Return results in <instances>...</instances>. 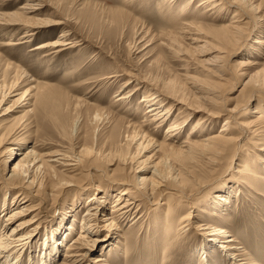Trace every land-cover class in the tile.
Returning a JSON list of instances; mask_svg holds the SVG:
<instances>
[{
  "label": "rangeland",
  "instance_id": "1",
  "mask_svg": "<svg viewBox=\"0 0 264 264\" xmlns=\"http://www.w3.org/2000/svg\"><path fill=\"white\" fill-rule=\"evenodd\" d=\"M176 1L171 5V12L164 13L162 11L167 9L171 0H149L147 5L135 9H127L125 0H0V14L21 11V7L35 4L36 11L21 14L18 23L27 19L28 23L38 25L31 42L2 47L1 44L6 42L19 43L26 37V31L32 29L24 30L18 23H0V83L8 86L0 100V116L8 112V116L0 118V138L3 136L7 143H23L20 150L15 149L20 154L32 151L42 158L65 155L73 160L83 153L92 156L94 162L79 170L76 168L77 171L74 166L56 165L53 170L58 171V175L54 179L53 170L49 169V174L36 170L38 166L30 168V176L26 173L11 177L14 165L7 162L8 149L15 145L1 147L0 242L5 231L10 234V229L16 226V222L5 223L7 216L16 208H24L25 221L29 222L25 233L32 232L26 244L31 250L27 249L23 254L25 264H30L31 260L40 264L46 235H51L50 244L53 239H60L58 234L62 233L63 230L59 231L62 226L66 227L65 230L71 227L69 237L57 255L51 256L54 260L49 258L48 261L49 264H58L64 260L68 245L81 235V221L86 219L88 210L99 207L97 201L110 193L111 200L107 199V203L101 205L103 209L99 208L98 220L93 222V228L100 226L96 229L99 231L106 224V215L112 212L111 203L121 195L123 169L130 177V184L137 189L143 188L142 178L150 180L160 176L169 180L165 182L167 186L150 199L142 193L143 189H131L148 214L136 225L131 221L119 224L125 240L121 249H115L117 254L111 264H200L201 249L209 240L206 236L210 232L208 227L213 226L229 227L228 231L236 235L254 264H264V187L257 190L259 194L246 192L238 187V177L233 175L240 163L238 154L252 170L250 173H254L262 163L255 158L260 154L259 148L254 145L252 137L247 136L239 142L242 149H238L237 155L233 156L239 148L237 146L232 147L229 155H222L215 172L206 158L215 155L216 150H208L199 143L221 134L224 120L230 113L227 111L236 105L248 106L241 111L246 114L264 104V94L255 92L248 84L250 78L260 80L264 77V44L255 42L264 39V0H238L248 15H240L243 17L238 19L239 23H247L245 37L242 40V36L239 37L237 41L240 43L226 49L224 58L219 61L220 69L205 63L208 55H201L199 51L203 43L193 44L190 40L197 35L199 42L208 43L205 48L211 52L209 57L218 56L227 43L217 31L224 25H237L233 14L238 8H223L221 16L224 18L210 21L213 11L207 15L208 9L201 5L202 0ZM53 20L65 24H42ZM188 27L197 31L188 32ZM63 31L72 34L69 38L72 44L64 52L34 49L56 41ZM4 60L18 69L6 68ZM242 60L252 62V65L242 66ZM20 68L25 75H19ZM136 76L140 81H134ZM154 81L164 94L174 90L179 96L188 93L194 106L186 110L175 102L171 120L151 122V114L146 115V108L151 104L142 101L151 92L149 84H155ZM136 85L138 90L133 95L125 102L118 101ZM27 90L32 95L35 91L41 92L40 97L45 103H37V110L31 111L28 105L23 106L30 102L29 96L23 102L19 101ZM163 101L172 102L168 98ZM200 105L196 110L195 106ZM179 109L185 110L184 116L188 120L174 131L177 136L171 137L173 132L168 131L170 122L182 117ZM214 110L221 111L224 116L206 122L208 114ZM202 118L203 124L195 128ZM167 136L175 141L169 139L170 148L158 151L157 146ZM149 141L151 143L147 146ZM191 142L198 143L191 148L192 153L179 150ZM61 157L52 159H60L63 164ZM262 168L260 175L264 178ZM208 174L211 176L207 185L201 192H193L188 185L193 186V179H204ZM59 179L64 186L68 185L55 191L54 184ZM231 189H234L231 205L221 219L198 209L212 205L216 202L215 196L225 195ZM92 198L96 201L90 203ZM164 203L168 207L161 205ZM166 208L171 209L168 216H165L168 214ZM191 211L193 216L189 217ZM186 216L188 230L185 229L186 234L178 238L175 230ZM73 218L75 223L72 224ZM83 230L85 232L86 228ZM100 232L97 235L89 233V237L96 239L101 236ZM107 232L103 233L106 235ZM105 244L104 241L97 243L82 263L94 264L90 260L102 254ZM215 248L213 251L216 252L209 256V264H232L230 251ZM16 257L17 254L12 255L10 260Z\"/></svg>",
  "mask_w": 264,
  "mask_h": 264
},
{
  "label": "bare ground",
  "instance_id": "2",
  "mask_svg": "<svg viewBox=\"0 0 264 264\" xmlns=\"http://www.w3.org/2000/svg\"><path fill=\"white\" fill-rule=\"evenodd\" d=\"M2 1H5V0H2ZM35 1H37V0H35ZM148 2H149V0H125L127 9L128 8L132 9L133 7L135 9L137 6L140 7L142 4L147 5ZM173 2H174V0H171V4H169L167 9H164L162 12H164V13L171 12V8L173 7V6L171 7V5H173L172 4ZM237 2H239V1L238 0L237 1L236 0H202V3H201V5H204V7H207L205 9V10L208 9L207 13H206L207 15H208V13L211 14V11H213V14H211V16H210L213 18H211L210 21H217L219 19H223L224 17L221 16V14H223L222 13L223 8L226 10H230L233 7L238 8V9H234V14H233L234 15L233 18H237L234 21V22H238L237 25H235V23L233 25H231V24L230 25H224V26H221L220 29L217 31L219 37L222 39H225V41L227 43V45L222 48V52H218V54H219L218 56L216 54L212 58H210L209 53H211V52L207 51V49L205 48V46H207L208 43L207 42H199L200 39H199V37H197V35L194 38V40H190V42L193 44L203 43V46L199 47L200 54L201 55H208L207 59H205V63L212 65L213 67H215V69L222 68V67H219V61H221V59L224 58V56H225L224 53L227 52L226 49L230 48L233 44L240 43L239 41H237V39L239 37L242 36L240 38L241 40L243 37H245L244 36V34H245V28L244 27L246 26L247 23H243V22L239 23L238 19L239 18L241 19V17L248 16V15L246 14L245 9H243L242 6L241 7L239 6L241 3L239 2L240 4H238ZM175 3H174V5H175ZM37 4L39 5V3H37ZM34 5L35 4H31V5L29 4L27 6L21 7V11L9 13V14H0V23L2 22V24L4 23L5 25L6 24L7 25L14 24V23L17 24L21 18L20 17L21 14H24V13L26 14L28 12H35L36 11V8ZM243 7H244V4H243ZM157 9L159 10V8H157ZM168 9H169V11H167ZM255 11H257V10H255ZM214 14H217V15L214 16ZM240 15H243V16H240ZM118 17H120V16H118ZM28 18H31V17H28ZM25 21L26 22L22 21V23L20 21L18 24L23 26L24 30H27L28 28L32 29V30L26 31V37L21 39V41H19V43H15V42L2 43L1 44L2 47H10V46L13 47V46L28 43L30 41L31 37L36 34V31H35L36 27L35 26H38V25L34 26V25H32V23L31 24L28 23L27 19ZM29 21H31V20H29ZM42 24L44 26H48L49 24L50 25H59V24H65V23H63V21H61V20H58V21L53 20V21H47L46 23H42ZM190 26H192V25H190ZM190 31L195 33L194 31H197V29H194L192 27H188V32H190ZM71 35L72 34L69 31H63L59 35V38L56 41L46 43L43 46L38 47V48H34V49L39 50V51H43L45 49H49L52 51L57 50L58 53H62L71 46L70 44H72V42H71V39H69V38H71L70 37ZM255 42L260 43V44H264V39H262V40L260 39V40H257ZM168 43H169V41H168ZM72 48H73V46H72ZM54 53L55 52H52V54H54ZM243 60L240 62V64L242 66H251L252 65L251 64L252 62L248 63V62H245ZM4 61H5L6 66H7L6 68H8V69L9 68H12V69L17 68L18 69V66H13V64L11 62H7V60H4ZM21 69L22 68H20L19 70H21ZM215 69H213V70H215ZM21 71H20L19 75L21 73L23 75H25V73L23 71L22 72ZM133 79H134V81L135 80L140 81V79H138L137 76L133 77ZM145 81H147V80H145ZM149 82H150V80H149ZM151 82H153V81H151ZM154 83L155 84H153V83L149 84L150 87L148 89H150L151 92H149V94L145 97L146 99H144L142 101V102H147V103L151 104L150 106H148L146 108L147 109L146 115L149 113L151 114V116H150L152 119V120H150L151 122L158 121V120H160V121L171 120L170 117H171V114L173 112L172 109L175 107V102L180 104V105H183L186 108V110L189 109V106H191V105L194 106L193 104H191V96L188 93H185L184 96H179L176 93V91L174 90L173 93L164 94L161 91V89H159L160 86L157 85L158 82L154 81ZM127 84H130V83H127ZM248 84L253 86L255 92H259V93L264 94V77L261 78L260 80L250 78ZM137 86L138 85H136L132 91H129L128 92L129 94H127L126 97L125 96L121 97L118 101H124L125 102V100H127V98H129L131 95H133L135 93L136 90H138ZM194 87H196V86L194 85ZM139 89H140V87H139ZM201 90H202V88H201ZM7 91H8V86L5 83L4 84L0 83V100L3 98V96L6 94ZM40 94H41L40 91H35L34 94L32 95L31 93H29V90H27L23 95H21V98L19 99V101L23 102V100H26L27 97L29 96L30 102L28 104L23 105V106L28 105V107L31 108V111H33L34 108H36V110H37V103H40V104L45 103L44 99L40 97ZM34 97H36V98H35V101L33 102ZM163 98L171 99L172 102L167 104V103H165V101H163ZM202 99H204V98H202ZM205 100H206V98H205ZM257 102L258 101L256 100V103ZM195 107H196L195 109L198 110V109H200L201 105L198 107L197 106H195ZM247 107L248 106L238 104L235 106L234 109L227 111V113L228 112H230V113H229V115H227L228 118H226L224 120V128H223L221 134H218V136H215V137L210 136L211 138H207V139L203 138L204 140H201L199 143L202 144L204 146V148H206L208 150H210V149H212L214 151L216 150L215 155L213 154L212 156L206 158L210 164V167L216 172L217 169H215V168L220 166V163L222 160V158H221L222 155H225V156L229 155L231 153L233 146L239 147V142H241L242 139H246L247 136L252 137L254 145L259 148L258 152H260V154H257L255 156L256 161L262 162V163L255 169L253 174L250 173L252 170L248 167V164H246V162H244L239 157V154L237 155L238 149H240V150L242 149V147L241 148L239 147V148H237V150L235 149L236 152L234 153L233 156L237 155L240 163H238V168H236L233 175L235 174L236 178L238 177V181H237L238 187L240 186L244 190L246 189L245 190L246 192L253 191L256 194H259L257 192V190L260 191L259 188L264 187V185H263L264 183H262L264 178L260 175L261 168L264 165V160H263V158H264V104H259L258 106L253 108V111L247 112L246 114L243 112L241 113L242 109L243 108L245 109ZM179 111H180L179 114H182V117L181 118L179 117V119H175V120L170 122V128L168 131L171 133L173 132L171 137H176L177 135H175V133L177 131L175 133H174V131L176 129H178L179 127H181V125L184 124L185 122H187V120H188V118H185V116H184L185 110L183 111L182 109H179ZM214 111H217V112H214ZM214 111H212L208 114V119H206V122L208 120L213 119L214 117L224 116V114L221 111H219V110H214ZM6 116H8V112L2 114L0 116V118L6 117ZM236 117H242V118L240 120H238V119H236ZM203 119L204 118L200 119L198 124L195 125L196 126L195 128H197L199 125L203 124V122H202ZM60 120L62 121L63 119L61 118ZM60 120L57 119V121L61 123ZM62 126H63V124H62ZM169 135H171V134H169ZM169 139H172V138H169V137L166 138V140L160 146H157L158 151L170 148V145L167 144L170 141ZM172 140L174 142L175 138H173ZM189 141H191V140H189ZM25 142H27V141H25ZM150 143H151V141L148 142L147 146H149ZM5 144L6 145L7 144L15 145L14 148L8 149L9 153H8V161L7 162L8 163L12 162V164L14 165L11 177H16L17 175H21V174L24 175L26 173L28 174L26 176H30V172H31L30 168L31 167L35 168L38 166L36 168V170H38V171L42 170L46 173L51 174L49 169H51V171H52L56 165L68 166V167L74 166V170L76 168H78V170H79L80 167L89 166V164L91 162H93L92 156H86L83 153L81 154L80 158L77 157V159L74 158L73 160L68 159L70 157L65 156V155H57V156L63 157V159L61 157V161L64 162L63 164L60 162V159H58V160L52 159V158H54V159L57 158V156L46 155L45 157H47L48 158L47 159L44 157L42 158L39 155H35V153L32 151L20 154V153H18L19 151H15V149L20 150L23 143H21V144H19V143L14 144L13 142L7 143L4 141L3 136H2L0 138V149ZM187 144H189V146L188 145H185V146L182 145L181 147H179V150L181 152H188V153L191 152L192 153L191 148L194 146H197L198 143L191 142V143H187ZM147 146H145V147H147ZM185 150H187V151H185ZM246 159H250V158H246ZM161 161H159V163ZM252 162L254 163V159L252 160ZM262 169H264V167ZM53 171H54V175L53 176L51 175V176L54 179L55 175L56 176L58 175L57 174L58 171L56 172L55 169ZM75 171H77V170H75ZM122 171H123V172H121L122 180L120 181V183H122L123 189H121L119 191L121 193V195L118 197V199L111 203L112 212L109 215H106V217L104 219V222H106V224L99 230V231H101L100 232L101 236L96 238V239H93L92 237H89V233L95 234V235H97L99 233V231L98 230L96 231V229H97V227L99 228L100 226H96V228H93V226L95 225V223H93V222H97V220H98V213L100 212L99 208L101 207V205H103V203L104 204L107 203V199L111 200L112 197H110L111 196L110 193H106V198H104L102 196L100 198V200L97 201L98 203H100V204H98L99 207H96V206H95V208L91 207L88 210V213L86 214V217H85L86 219L81 221V232H80L81 235H79L78 238L72 242V244L68 245L67 253L64 256V260H62L58 264H83L82 261L86 260V257L88 256V254L90 252L93 251V248L95 247V245H97V243L99 244L100 242L102 243L103 241L106 244H105V247L104 246L102 247V250H103L102 254L96 258H92L90 261L94 264H111V260L113 259V256L115 255L116 250L121 249L120 245L122 244V241L124 239L123 235H121L119 224L121 222L131 221L133 225H136V224L140 223L142 220H144V218L146 217L148 212L146 211L142 201L138 200L136 198V196L132 195L133 191H131V189H137V186H132V184H130V177H129L127 171L124 169ZM208 176H206V178H204V179H202V178H200L199 180L193 179L194 181L192 183L194 185L191 186L189 184L188 186L192 188L193 192H195V191L201 192V189L204 186H206L207 183L209 182L208 180H209L211 174H208ZM190 177L195 178L193 175H191ZM55 179H57V178H55ZM166 180H169V179L164 178V177H160V176H156V179H150V180L142 178L141 181L143 183V188H140L137 190L141 191L143 189L142 193L144 192V194H146L148 196V199H150L151 197L153 198L157 194L160 193L162 188L167 186V184L165 183ZM33 182L35 183V181H33ZM66 185H68V184H65V186H64V184H62L60 179L56 180V184H54V186H55L54 190L56 191L58 189V187L60 189L65 188ZM39 188H42V187L39 186ZM233 190L234 189H231V191L226 193L225 195L215 196L216 202H214L212 205L198 207V209L201 211V213H209V215L211 217H216V218L221 219L222 215L225 214L224 212L226 211V208L229 205H231V195H232L231 192ZM134 193H135V191H134ZM221 193H223V192H221ZM97 198H98V196H97ZM93 201H96V199L92 198L90 200V203ZM97 202H95V203H97ZM151 205H155L154 202L153 203L151 202ZM161 205L168 207L167 203H164ZM101 208L103 209V207H101ZM192 209H194V211L197 210L193 207H192ZM170 212H171V209H167L168 214L165 213L166 214L165 216L170 215L171 214ZM25 213H24V208H16V210L14 212H11V214L9 216H7V219L5 220V223H7L8 221H10L11 224L16 222L14 224L16 226H13L12 229H10L12 231L10 234H9V232L5 231V233L3 232L4 237H1L2 238L1 242H0V261H1V264H22V263L25 264L23 262V254L25 252H27V249H28V251L31 250V249H29L30 246L28 248L26 247V244H27V239L29 237H31V235H32L31 231H30L31 233L29 235H27L25 233L26 230L28 229L27 225L29 223V222L25 221L26 220L25 219V216H26ZM188 216L189 217L193 216V212L192 211L189 212ZM186 218H187V216L179 222V227L175 230L176 236L178 238L181 237L182 235L186 234V230H185V229H187V227L185 225L187 223V222H185ZM10 223H8V224H10ZM73 223H75V218H73L72 224ZM190 226H191V224H190ZM65 228L66 227L62 226V228L59 229V231L63 230L60 235L58 234V236H60L61 238L57 239V240H56V238L53 239L51 244H50V242H51L50 240L52 239V238H50L51 235L50 234L46 235V241L44 242V249L41 252L42 254H40L42 256H40V258H39L40 264H49V261H48L49 258H51V256L53 258L54 257L53 254L57 255L60 246L63 245L64 242L67 241V239L69 237V230L71 229V227L66 229V230H65ZM84 228H86L85 232H83ZM228 229H229V227H224V226H222V227H220V226L208 227V230L210 232L206 236L209 238V240L207 241L206 244L203 245V247L201 249V250H203V252H202L203 256L199 262L200 264H209V259H210L209 256H210V254L216 252L215 250L213 251V249H216L215 247H217L218 249L230 251L232 264H254V262L250 259L248 252H246L243 244L237 239L236 235L233 234V232L231 230L228 231ZM64 230H65V232H64ZM106 230H108V232H107L108 234L105 235L103 232H105ZM49 235H50V237H49ZM223 239L225 241L221 242V240H223ZM221 243L225 244V246L224 245L221 246ZM208 244H210V245H208ZM25 248H26V250H24ZM208 249H210V251ZM15 254H17V257L13 260H10V257L12 255H15ZM52 258L50 260H54ZM206 260H207V262H206ZM28 262H29V260H28ZM29 263L30 264H36V262L32 261V260Z\"/></svg>",
  "mask_w": 264,
  "mask_h": 264
}]
</instances>
